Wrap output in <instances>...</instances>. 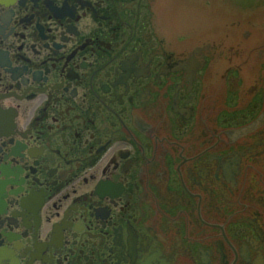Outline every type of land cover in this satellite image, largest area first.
Segmentation results:
<instances>
[{
    "label": "flooded vegetation",
    "instance_id": "af4514ba",
    "mask_svg": "<svg viewBox=\"0 0 264 264\" xmlns=\"http://www.w3.org/2000/svg\"><path fill=\"white\" fill-rule=\"evenodd\" d=\"M195 3L0 0V264H264L263 8Z\"/></svg>",
    "mask_w": 264,
    "mask_h": 264
},
{
    "label": "rangeland",
    "instance_id": "374dc122",
    "mask_svg": "<svg viewBox=\"0 0 264 264\" xmlns=\"http://www.w3.org/2000/svg\"><path fill=\"white\" fill-rule=\"evenodd\" d=\"M205 1V0H204ZM207 1V0H206ZM210 5L206 12H204L198 4H187L183 5L187 8L188 12L192 13V18H200L202 21L197 19V22H203L205 25H208L210 28L213 26L221 25L222 23L229 24L238 19L242 18L243 15H238L236 12H231L229 9L232 7V0H208ZM263 1V2H262ZM260 3L259 7L263 8L260 14L253 16V20L257 26L262 27L260 33H264V0H255V3ZM201 9L203 15L198 16L196 12L198 9ZM179 17H177L178 19ZM264 35V34H262Z\"/></svg>",
    "mask_w": 264,
    "mask_h": 264
},
{
    "label": "water",
    "instance_id": "95a60500",
    "mask_svg": "<svg viewBox=\"0 0 264 264\" xmlns=\"http://www.w3.org/2000/svg\"><path fill=\"white\" fill-rule=\"evenodd\" d=\"M212 34L210 35V38H213V39H218V34L219 33H216V31L215 32H211ZM263 36V35H262ZM262 36L260 35L259 36V39L261 40V38H262Z\"/></svg>",
    "mask_w": 264,
    "mask_h": 264
}]
</instances>
